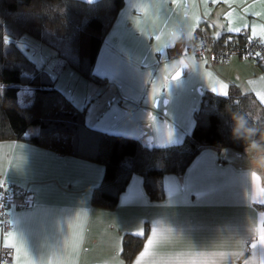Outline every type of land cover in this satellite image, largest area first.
Masks as SVG:
<instances>
[{"label": "crops", "instance_id": "crops-1", "mask_svg": "<svg viewBox=\"0 0 264 264\" xmlns=\"http://www.w3.org/2000/svg\"><path fill=\"white\" fill-rule=\"evenodd\" d=\"M202 25L264 43V0H125L95 63L106 85L85 107L87 124L167 147L193 132L205 92L227 96L234 86L264 104V65L256 57L223 63L186 51ZM262 149L203 150L183 175L163 177L161 201L134 175L106 210L92 205L103 165L26 140L0 141V186L28 190L33 201L11 209L0 252L11 249L15 264H127L123 237H142L147 226L130 264H264V169L255 167Z\"/></svg>", "mask_w": 264, "mask_h": 264}, {"label": "trees", "instance_id": "trees-1", "mask_svg": "<svg viewBox=\"0 0 264 264\" xmlns=\"http://www.w3.org/2000/svg\"><path fill=\"white\" fill-rule=\"evenodd\" d=\"M124 1L0 0V141L26 140L60 155L103 165L104 177L93 190L92 205L106 210L118 205L134 175L143 178L151 200L161 201L163 177L183 175L203 150L242 152L253 143L264 148V104L253 93H242L234 86L227 96L202 94L194 114V130L177 145L148 146L92 129L86 121V109L76 108L55 87L51 74L18 47L17 41L30 35L54 49L58 58L87 80L105 84L95 74V63ZM202 38L211 45L207 57L250 39L246 31L214 35L202 25L186 51L191 52ZM25 89L31 93L22 94ZM237 116L245 120L239 133ZM147 232L146 226L142 237H123L121 256L127 264L143 247Z\"/></svg>", "mask_w": 264, "mask_h": 264}, {"label": "rangeland", "instance_id": "rangeland-1", "mask_svg": "<svg viewBox=\"0 0 264 264\" xmlns=\"http://www.w3.org/2000/svg\"><path fill=\"white\" fill-rule=\"evenodd\" d=\"M17 44L21 51L37 66L43 67L45 71L51 74L56 82L55 87L69 97L79 110L84 109L101 86L106 85V83L87 80L81 73L71 69L58 58L54 49L30 35L22 37L17 41ZM29 93L31 91L28 89L22 91V94Z\"/></svg>", "mask_w": 264, "mask_h": 264}, {"label": "built area", "instance_id": "built-area-1", "mask_svg": "<svg viewBox=\"0 0 264 264\" xmlns=\"http://www.w3.org/2000/svg\"><path fill=\"white\" fill-rule=\"evenodd\" d=\"M210 50V43L205 38H202L190 53L195 56H206ZM234 57L242 59L256 57L264 65V43L259 40L248 39L244 45L211 54L213 60L223 63ZM32 202V196L28 190L13 185L0 186V228L5 235L12 230L11 209L29 207ZM0 264H15L14 253L11 249L1 250Z\"/></svg>", "mask_w": 264, "mask_h": 264}, {"label": "clouds", "instance_id": "clouds-1", "mask_svg": "<svg viewBox=\"0 0 264 264\" xmlns=\"http://www.w3.org/2000/svg\"><path fill=\"white\" fill-rule=\"evenodd\" d=\"M172 39L174 41H179L180 37L178 35H175L174 34L173 37H172ZM236 120H237V128H236V131H237V133H239L240 130L245 127V120L241 116H237L236 117ZM247 131L251 133L254 130L253 129H247ZM251 147L255 148L256 145L253 143L251 145ZM255 167L256 168H259V169H264V158H261L258 161H256Z\"/></svg>", "mask_w": 264, "mask_h": 264}, {"label": "snow or ice", "instance_id": "snow-or-ice-1", "mask_svg": "<svg viewBox=\"0 0 264 264\" xmlns=\"http://www.w3.org/2000/svg\"><path fill=\"white\" fill-rule=\"evenodd\" d=\"M229 31L239 32L240 29L239 28H234V29H229ZM173 47H175V45H173ZM257 55H259V54H257ZM185 66H187V65H185ZM176 76H177V78H179L181 76V73L177 72ZM259 203L264 204V200L259 201ZM148 243L152 244V240H149ZM258 244H264V236L258 237ZM258 244H253L252 247L255 248V247H257ZM9 247L10 248H14V245H9Z\"/></svg>", "mask_w": 264, "mask_h": 264}]
</instances>
